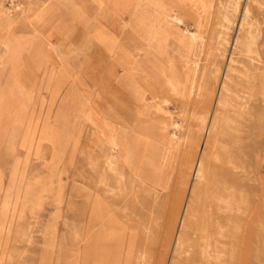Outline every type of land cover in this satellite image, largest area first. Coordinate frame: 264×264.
<instances>
[{
  "label": "rangeland",
  "instance_id": "rangeland-1",
  "mask_svg": "<svg viewBox=\"0 0 264 264\" xmlns=\"http://www.w3.org/2000/svg\"><path fill=\"white\" fill-rule=\"evenodd\" d=\"M0 264H264V0H0Z\"/></svg>",
  "mask_w": 264,
  "mask_h": 264
},
{
  "label": "bare ground",
  "instance_id": "bare-ground-1",
  "mask_svg": "<svg viewBox=\"0 0 264 264\" xmlns=\"http://www.w3.org/2000/svg\"><path fill=\"white\" fill-rule=\"evenodd\" d=\"M184 10H186V9L185 8H180V6L175 5V6L171 7L168 11H166V16L168 18L169 26L170 25H173L174 28H176L179 31V27L178 26L183 21L182 19L184 17V12H183ZM193 24H194V22H193ZM177 30H176V32H177ZM195 31H192L191 30L188 35H185V33L182 32L181 33L182 36H180V37L181 38H185L186 44L188 45V41L189 40H193V38L195 37V35H194V32ZM149 36H150V34L148 32V40H147L148 41V47H151V46H153V44H151ZM197 39H198V37H197ZM149 60L152 63H155V62L157 63L155 56H152V57L147 58V61H149ZM159 65H160V63H159ZM186 66L189 68L188 70L191 73H195L196 67L191 68V65H189V66L186 65ZM228 67H229V65H228ZM142 68H144V66H142ZM174 68H175L174 69V71H175V77L173 79H170L169 76H168V90L170 92H174L175 95H177L178 91L181 90V87H182L183 82H185V80H186L185 77H184V74H183L185 68H183L181 65H177V63L174 65ZM147 76H149V75H147ZM225 91H228V88H227V86H225L224 82L222 81L221 84H220L219 90H218V96L220 95L221 92H225ZM154 96H157V95H154ZM217 102L220 104V99ZM215 117L216 116L213 114V112H211V115H210V118H209V124L215 119ZM208 131H209V125L205 129V135H204V138H203V141H202V144H201V145H203V147L208 144ZM172 138H174V137H172ZM198 158H199V161H198V164L197 165L199 167L200 157H198ZM186 206H187V204L185 203L184 204V209L186 208ZM183 224H184V216L181 215L180 218H179V221H178L179 228H181ZM176 237L178 239V237H179L178 232H176Z\"/></svg>",
  "mask_w": 264,
  "mask_h": 264
},
{
  "label": "crops",
  "instance_id": "crops-1",
  "mask_svg": "<svg viewBox=\"0 0 264 264\" xmlns=\"http://www.w3.org/2000/svg\"><path fill=\"white\" fill-rule=\"evenodd\" d=\"M206 21H204V23H205ZM186 24H189V21L187 22V20L185 21V23H182L181 24V28H184L185 26H186ZM169 27H172V25H170ZM203 27H204V25H203ZM202 27V28H203ZM189 29H191L192 31H195V28L193 27V26H191ZM203 30V29H202ZM173 33L175 34V37L178 39V41H179V43H177L178 44V47H180V50L177 52V53H172V52H168V51H164V55H166L165 56V59H166V57H167V55H168V58H170L171 56L170 55H179V57L181 58V55H183V57H184V55H198V53L196 52V53H190L189 52V50H187L186 48H185V43H186V41H185V38H179V36L176 34V31L174 30L173 31ZM167 37H166V34H165V37H164V39H166ZM171 59V58H170ZM169 59V60H170ZM181 91V90H180Z\"/></svg>",
  "mask_w": 264,
  "mask_h": 264
}]
</instances>
